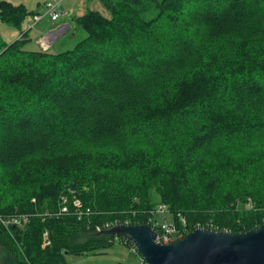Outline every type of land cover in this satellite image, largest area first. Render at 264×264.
<instances>
[{
    "label": "trees",
    "instance_id": "1",
    "mask_svg": "<svg viewBox=\"0 0 264 264\" xmlns=\"http://www.w3.org/2000/svg\"><path fill=\"white\" fill-rule=\"evenodd\" d=\"M100 1L72 48L0 36V264H65L167 212L264 223V0ZM26 15L0 0V20Z\"/></svg>",
    "mask_w": 264,
    "mask_h": 264
},
{
    "label": "rangeland",
    "instance_id": "2",
    "mask_svg": "<svg viewBox=\"0 0 264 264\" xmlns=\"http://www.w3.org/2000/svg\"><path fill=\"white\" fill-rule=\"evenodd\" d=\"M8 1L15 5L23 4L27 10V15L22 20L19 28L0 20V36L3 40L10 43L24 33V37L27 40L23 46L26 49L49 48L51 51L59 52L72 48L79 40L86 36V33L82 29L75 27L73 22L75 17L82 15L88 10L98 11L105 17L110 16V12L100 0ZM53 6H56L55 9L60 12L57 21L51 20L50 16L46 14L48 8ZM154 13L155 11H150L147 16L151 17ZM37 15L40 16L38 20L35 19ZM61 23H68L71 29L69 28L59 38L54 39L55 35H50L48 32L57 28ZM251 205L248 199H246L244 202H241L240 207L250 208ZM4 217L0 213V218L4 220ZM156 219L157 223H162L164 221V213L158 212ZM166 221L171 224L170 226L175 237L178 236L179 238L191 231L185 228L180 220H173L170 212L166 213ZM141 259L136 249L121 241L118 236H115L114 243L110 247L98 249L85 255H67L65 264H137Z\"/></svg>",
    "mask_w": 264,
    "mask_h": 264
},
{
    "label": "water",
    "instance_id": "3",
    "mask_svg": "<svg viewBox=\"0 0 264 264\" xmlns=\"http://www.w3.org/2000/svg\"><path fill=\"white\" fill-rule=\"evenodd\" d=\"M54 28L59 38L69 29ZM107 233L130 241L146 264H264V223L242 232L195 228L161 244L149 224H116Z\"/></svg>",
    "mask_w": 264,
    "mask_h": 264
},
{
    "label": "built area",
    "instance_id": "4",
    "mask_svg": "<svg viewBox=\"0 0 264 264\" xmlns=\"http://www.w3.org/2000/svg\"><path fill=\"white\" fill-rule=\"evenodd\" d=\"M55 8H56V6L50 7V8H48V11L46 12V14L49 15L51 20H53V21H57L59 18V15H60V12H58ZM39 18H40L39 15H37L35 17L36 20H38ZM75 204L78 206L79 202L76 201ZM62 210L66 211V206H63ZM163 210H164V207L162 205L157 206V208H156V211H158V212H161ZM26 219H27L26 215H21V214L20 215H14V216L9 218V222H10V224L11 223L21 224L24 221H26ZM180 220H181V223L183 225L184 219L180 217ZM115 224H119V223L115 222ZM115 224H113V225H115ZM113 225H111V226H113ZM155 225H156V228H155ZM170 225L171 224H167V223H162L159 226H157V224H155V223H153L152 225L150 224V226L152 228H154L157 232V235H156V241L157 242H159L161 244H166V243H170V242H172L178 238V236L177 237L174 236L173 230L171 229ZM111 226H109V227H111ZM196 228H203V227L198 226Z\"/></svg>",
    "mask_w": 264,
    "mask_h": 264
},
{
    "label": "crops",
    "instance_id": "5",
    "mask_svg": "<svg viewBox=\"0 0 264 264\" xmlns=\"http://www.w3.org/2000/svg\"><path fill=\"white\" fill-rule=\"evenodd\" d=\"M59 19V18H58ZM68 25V23H61L60 25H58L57 27H64V28H62V30L64 29H67L68 27H66ZM69 28H70V26H69ZM69 30V29H68ZM54 39H55V37H54Z\"/></svg>",
    "mask_w": 264,
    "mask_h": 264
}]
</instances>
